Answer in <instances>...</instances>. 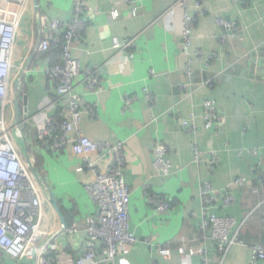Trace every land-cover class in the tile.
Returning <instances> with one entry per match:
<instances>
[{
    "label": "crops",
    "instance_id": "0c3cea01",
    "mask_svg": "<svg viewBox=\"0 0 264 264\" xmlns=\"http://www.w3.org/2000/svg\"><path fill=\"white\" fill-rule=\"evenodd\" d=\"M195 2L200 3L201 13H196ZM87 4L90 12L82 19L71 57L81 71L98 67L101 83L98 93H87L78 76L74 94L80 99L82 134L94 142L123 147V180L132 191L129 231L137 243L119 250L120 261L125 255V264H199L201 250L206 264H250L252 247L264 244V0L237 4L188 0V15L194 21L189 51L202 54V59L194 64L186 90L181 86L186 84L188 57L180 37L181 12L169 10L172 0H139L135 16L124 0H87ZM74 8L73 0H38L35 10L33 0H28L21 17L14 57L15 64L28 71L25 93L18 102L20 117L25 104L27 110L26 125L21 127L24 145L33 144L45 117L58 118L56 106L48 105L54 89L42 74L53 64L47 55H40L45 53L38 52L37 45L51 35L45 29L47 21L67 23ZM217 19L233 22L235 33L227 34ZM114 38L121 44L134 42L117 51ZM126 97L134 99L127 104ZM204 100L214 102L218 115L210 129L204 128ZM15 108L13 103L14 114ZM179 119L190 121L192 132L184 131ZM158 145L165 150L166 174L154 163ZM20 149L24 154L26 148ZM45 150H41L44 179L57 201L71 212L67 224L62 215L66 227L76 223L79 229L66 237L62 249L72 255L62 264H73L83 250L85 219L96 214L84 189L93 176L69 149ZM89 160L101 171L113 163L108 150ZM236 180L245 186L238 187ZM202 183L233 195V203L224 205L219 200L213 211L229 226L200 230ZM145 192L165 198L172 209L157 214L147 204ZM43 227L51 236L62 228L51 206L44 209ZM220 237L238 244L219 255ZM161 248L169 249L168 257L157 253Z\"/></svg>",
    "mask_w": 264,
    "mask_h": 264
},
{
    "label": "built area",
    "instance_id": "2783aa9c",
    "mask_svg": "<svg viewBox=\"0 0 264 264\" xmlns=\"http://www.w3.org/2000/svg\"><path fill=\"white\" fill-rule=\"evenodd\" d=\"M27 1L0 0V255L5 261H12L13 264H62L65 258L72 260V255L62 249L67 244L65 242L67 236L79 233L78 226L73 223L69 227H62L53 236L45 233L44 209L47 206L50 208L49 199L44 196V190L32 177L24 154L15 141L16 138H23L21 127L26 125V119L22 115L27 114L25 104L21 114L23 121L20 117L19 124L15 122L14 126L15 114L11 107L13 103L15 104L14 97L20 81L28 74V71H25L19 64H15L14 57L17 44H19L20 21L26 11ZM232 1L237 4V2L243 3L247 0ZM73 3L75 8L71 21L67 23L56 19L47 21L45 29L51 35L47 39H41L37 45V51L40 53H46L51 44L61 50L59 56L61 64L42 70L46 81L53 85L55 97L48 105L56 106L59 113L58 118L45 117L41 127L37 130V139L44 141L49 151L69 149L73 155L82 158L84 167L93 176V180L87 182L84 189L96 208V214L85 219L83 250L73 264H125V255L120 261L119 250L137 243L136 237L129 231L132 191L123 180L125 164L123 147L94 142L84 136L80 130L82 110H80V99L74 94L75 78L81 76L85 91L96 94L100 88L101 73L98 67L81 71L79 62L71 57V50L82 30V19L90 12L87 0H73ZM124 3L132 16H135L139 0H124ZM187 3L188 0H172L169 8L171 12L175 10L181 12L180 37L188 57L184 70L186 84L181 86L182 90H186L191 81L194 64L202 59V54L189 51L194 21L188 15ZM194 5L196 13H201L200 3L195 2ZM116 17L117 13L113 12L112 18ZM43 22H46V19ZM216 24L227 34H234L236 31L233 22L217 19ZM133 42L134 40H129L121 44L114 38L112 46L113 49L121 51L131 47ZM220 44L224 45L225 41L222 39ZM17 70L20 71L19 74H16ZM132 99L134 97H126V103L129 104ZM147 99L149 103L153 102L149 93ZM7 115L10 124L7 123ZM202 118L205 129H210L218 120L213 101H203ZM179 121L184 131L192 132L190 121L183 119ZM105 150L112 153L113 163L101 171L90 162L89 157ZM164 153V148L158 145L155 149L154 163L158 170L166 174L169 165L162 161ZM197 158L198 155H196V160ZM30 161L33 165L31 158ZM209 164H214V162ZM235 184L240 188L245 186L242 180H236ZM254 192L257 193L256 190ZM199 193L203 204V220L200 230L207 232L211 225L214 229L229 226L227 219L216 217L213 211L219 200L224 205L233 203V195L211 189L208 183L201 184ZM145 195L147 204L157 214L166 213L172 209V204L165 198L147 192ZM262 220L264 224V213ZM220 239V243L216 246L219 255L225 253L232 244H238L234 239L227 240L222 237ZM58 242L59 244H56ZM58 245L61 248H58ZM51 252L53 254H50ZM179 252L182 253V249H179ZM157 253L162 257H168L169 249L161 248ZM252 253L250 264L264 262V244L252 247ZM192 254L190 252V255ZM198 254L199 264H206L203 251L199 250Z\"/></svg>",
    "mask_w": 264,
    "mask_h": 264
},
{
    "label": "trees",
    "instance_id": "16d2710c",
    "mask_svg": "<svg viewBox=\"0 0 264 264\" xmlns=\"http://www.w3.org/2000/svg\"><path fill=\"white\" fill-rule=\"evenodd\" d=\"M60 53H61L60 48L54 44H51L49 50L45 54H40V55H43V56L47 55L49 58H51V62L53 64L51 66H54V65H60L61 64L60 59H59ZM27 83H28L27 77H23V79L20 81V84H19L18 90H17V97L18 98H20L22 96V94L25 93ZM50 85H51V87H53L52 84H50ZM29 144L26 143V147H25L27 150V154L33 160V166H34L36 172L38 173V175L42 178H45L44 170L42 167L43 155L41 153V150L44 148V149H46L45 152H47V147L45 146L44 141L41 142L40 140L37 139V136H36V140L33 142V144H30V145ZM263 184L264 183H262L261 185H263ZM57 204H58L59 210L62 213V215L64 216V218L66 220V224H67V213L69 214L71 212L69 210L67 211L65 209V207H63L59 203V201H57ZM72 209H73V207H72ZM5 262L6 261L4 260V258L1 257V255H0V264H6Z\"/></svg>",
    "mask_w": 264,
    "mask_h": 264
},
{
    "label": "water",
    "instance_id": "95a60500",
    "mask_svg": "<svg viewBox=\"0 0 264 264\" xmlns=\"http://www.w3.org/2000/svg\"><path fill=\"white\" fill-rule=\"evenodd\" d=\"M33 5L35 7V10L38 9V0H33ZM22 25V24H21ZM26 35H28L27 32H25ZM205 80L206 82V79H203ZM15 104H16V111H15V122L16 124H19V121H20V114L18 112V97H17V94L15 95ZM25 112V110H24ZM23 118H27V115H22ZM24 154H25V160H26V163L28 165V168H29V171L32 175V177L34 178L35 182L41 187V189H43L44 191L47 192L48 196H49V203H50V206L51 208L53 209V211L56 213V215L58 216L59 218V221L61 223V226L62 227H65V221H64V218L59 210V207H58V204H57V199L55 198L53 192L50 190V188L48 187L46 181L44 178L40 177L38 175V173L36 172L34 166L32 165L31 161H30V158L29 156L27 155V150L25 149L24 151Z\"/></svg>",
    "mask_w": 264,
    "mask_h": 264
},
{
    "label": "rangeland",
    "instance_id": "374dc122",
    "mask_svg": "<svg viewBox=\"0 0 264 264\" xmlns=\"http://www.w3.org/2000/svg\"><path fill=\"white\" fill-rule=\"evenodd\" d=\"M16 51H18V49H16ZM12 93H13V97H14V89H13V91H12ZM20 101V98H18V102ZM7 107H8V105H7ZM7 123H9V118H8V115H7ZM10 124V123H9ZM11 126V125H10ZM14 126H15V121H14ZM26 137L28 138V135L26 134ZM16 143L19 145V147H22V148H24L25 149V147H26V143H25V145H24V142H23V139L21 138V137H19V138H16ZM24 158H25V154H24Z\"/></svg>",
    "mask_w": 264,
    "mask_h": 264
}]
</instances>
